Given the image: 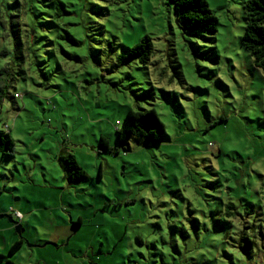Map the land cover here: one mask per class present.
Wrapping results in <instances>:
<instances>
[{
	"label": "rangeland",
	"instance_id": "rangeland-1",
	"mask_svg": "<svg viewBox=\"0 0 264 264\" xmlns=\"http://www.w3.org/2000/svg\"><path fill=\"white\" fill-rule=\"evenodd\" d=\"M63 1L56 18L43 0H0V68L22 94L0 112L14 140L0 213L19 210L25 228L14 263L264 264V72L241 42L246 0H206L213 40L180 27L168 0ZM26 23L39 57L25 73L11 28ZM145 37L146 64L128 57ZM151 106L164 138L117 142L127 110ZM63 150L86 180H65Z\"/></svg>",
	"mask_w": 264,
	"mask_h": 264
},
{
	"label": "trees",
	"instance_id": "trees-1",
	"mask_svg": "<svg viewBox=\"0 0 264 264\" xmlns=\"http://www.w3.org/2000/svg\"><path fill=\"white\" fill-rule=\"evenodd\" d=\"M43 5L53 10V16L61 17L69 10L63 0H43ZM174 8L177 23L184 30L195 31V33L208 34V39L213 40L217 31V17L209 8L206 0H168ZM245 26L241 36V42L251 56L255 66L264 72V0H246L243 4ZM51 15L50 13H47ZM31 23L19 29L11 28V35L15 47V59L18 66L26 73L29 68L35 65L38 55V32L37 26ZM42 36V35H41ZM72 40L74 38L70 37ZM151 42L148 37L143 38L138 44L130 48L128 57L140 56V61L146 64L150 59ZM6 55V51H0ZM24 66H27L24 69ZM15 70L8 65L0 68V112L1 106L6 99L15 101L22 97L16 90L15 83L19 79ZM5 125V123H3ZM117 142H123L127 137H135L148 142H157L164 138L166 131L163 122L160 120L155 108H140L139 110L128 109L123 119L115 127ZM99 147L101 150H110L108 138L100 136ZM14 148V140L9 132L2 127L0 129V153L9 157ZM116 150V149H115ZM58 163L62 169L63 176L69 184L86 180V170L77 161L74 153L63 150L58 155ZM227 207H232L229 203ZM230 214L229 212H227ZM81 219L72 222V226L80 225ZM22 244V240L15 241L9 251H15Z\"/></svg>",
	"mask_w": 264,
	"mask_h": 264
},
{
	"label": "crops",
	"instance_id": "crops-1",
	"mask_svg": "<svg viewBox=\"0 0 264 264\" xmlns=\"http://www.w3.org/2000/svg\"><path fill=\"white\" fill-rule=\"evenodd\" d=\"M76 159H77V157H76ZM22 217H23V215H22ZM22 217L19 220V223L23 227V232H24L25 228H24V225L22 224V221H21L22 220ZM8 223H1L0 222V264H15L14 263L15 261L13 260V258L11 257V255L16 254L17 251H20L22 249V247H23V244H24L23 237L19 236L15 232L13 225L10 224V223L8 224ZM80 224H81V221H80ZM12 229L14 230V232H13ZM23 232H22V234H23ZM19 239L22 240V244L15 251L10 252L9 251L10 246L15 241H17ZM29 246H31V245H29Z\"/></svg>",
	"mask_w": 264,
	"mask_h": 264
},
{
	"label": "water",
	"instance_id": "water-1",
	"mask_svg": "<svg viewBox=\"0 0 264 264\" xmlns=\"http://www.w3.org/2000/svg\"><path fill=\"white\" fill-rule=\"evenodd\" d=\"M177 22V20H176ZM6 217L8 222L13 225L15 232L22 237L23 227L18 221H15L10 215L0 213V218Z\"/></svg>",
	"mask_w": 264,
	"mask_h": 264
},
{
	"label": "built area",
	"instance_id": "built-area-1",
	"mask_svg": "<svg viewBox=\"0 0 264 264\" xmlns=\"http://www.w3.org/2000/svg\"><path fill=\"white\" fill-rule=\"evenodd\" d=\"M118 124H119V121L116 122L115 127H117ZM11 214H12V215H11L12 218L17 219V220H20L21 217H22L21 213H20L18 210H14V209H12V210H11Z\"/></svg>",
	"mask_w": 264,
	"mask_h": 264
}]
</instances>
